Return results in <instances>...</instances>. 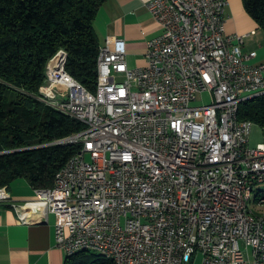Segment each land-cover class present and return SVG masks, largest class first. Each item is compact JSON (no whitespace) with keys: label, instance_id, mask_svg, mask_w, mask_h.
Segmentation results:
<instances>
[{"label":"built area","instance_id":"1","mask_svg":"<svg viewBox=\"0 0 264 264\" xmlns=\"http://www.w3.org/2000/svg\"><path fill=\"white\" fill-rule=\"evenodd\" d=\"M227 0H148L161 32L145 65L130 69L124 40L100 46L95 92L66 71L59 50L37 99L84 125L46 146H80L53 187L15 206L54 217L65 258L106 247L119 264H255L264 217H247L243 193L264 186V145L253 123L232 116L234 101L264 90V65L242 51L248 35L225 32ZM254 34V32H252ZM208 94L210 102L198 104ZM87 190L86 202L75 194ZM11 197L0 187V207ZM97 255V254H96Z\"/></svg>","mask_w":264,"mask_h":264},{"label":"trees","instance_id":"2","mask_svg":"<svg viewBox=\"0 0 264 264\" xmlns=\"http://www.w3.org/2000/svg\"><path fill=\"white\" fill-rule=\"evenodd\" d=\"M108 0H0V187L25 179L34 189L54 178L80 146H46L84 130L80 122L40 102L46 67L59 51L66 71L95 92L99 41L94 21ZM245 12L264 31V0H242ZM240 121L264 129V96L243 102ZM80 252L65 264H109ZM111 264V263H110Z\"/></svg>","mask_w":264,"mask_h":264},{"label":"crops","instance_id":"3","mask_svg":"<svg viewBox=\"0 0 264 264\" xmlns=\"http://www.w3.org/2000/svg\"><path fill=\"white\" fill-rule=\"evenodd\" d=\"M147 1L108 0L94 21L100 46H112L117 39L125 41L130 69L145 65L147 42L161 32L146 8ZM227 4L226 34L248 35L242 51L256 53L251 62L264 65V31L245 12L242 0H227ZM249 145H264V129L253 125ZM7 189L11 202L0 207V264H65L64 253L55 245L52 215L35 214L30 225L18 219L14 205L34 200L35 189L25 179L16 180Z\"/></svg>","mask_w":264,"mask_h":264},{"label":"bare ground","instance_id":"4","mask_svg":"<svg viewBox=\"0 0 264 264\" xmlns=\"http://www.w3.org/2000/svg\"><path fill=\"white\" fill-rule=\"evenodd\" d=\"M41 98H44V102L51 103V105H60V98L49 93L47 91V80L45 85L40 88ZM264 96V90H255L245 93L241 97V101H234V108H232V116L235 119L238 118L239 107L243 102ZM264 187V186H263ZM263 187H255L249 189L247 193H243L242 208L247 217L261 218L264 217V189ZM255 192V195L253 193ZM88 199L87 190H80V194H75V202H86ZM29 217V218H27ZM30 220V208H23V216L20 218V222L23 225L28 224ZM259 232L263 236V246L259 248V261H255V264H264V221L260 222ZM85 252H91L97 254L107 260L111 264H119V257L111 255V252H106V247H85ZM109 263V264H110Z\"/></svg>","mask_w":264,"mask_h":264},{"label":"rangeland","instance_id":"5","mask_svg":"<svg viewBox=\"0 0 264 264\" xmlns=\"http://www.w3.org/2000/svg\"><path fill=\"white\" fill-rule=\"evenodd\" d=\"M210 102V97H209V95L208 94H204V95H202L201 97H199V99H198V102H196V103H194L195 105H198V104H207V103H209ZM263 189H264V187H263ZM255 195V192L253 193V195L252 196H254ZM264 211V210H263ZM200 256H197L196 257V260H195V262H194V264H200Z\"/></svg>","mask_w":264,"mask_h":264}]
</instances>
